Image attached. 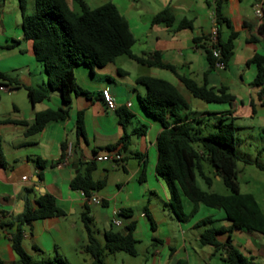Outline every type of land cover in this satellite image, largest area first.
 Returning a JSON list of instances; mask_svg holds the SVG:
<instances>
[{"label": "crops", "instance_id": "0c3cea01", "mask_svg": "<svg viewBox=\"0 0 264 264\" xmlns=\"http://www.w3.org/2000/svg\"><path fill=\"white\" fill-rule=\"evenodd\" d=\"M220 1L225 19L218 27L221 42L228 41L232 32L235 37L226 67L211 69L204 46L211 29L217 27L215 0H85L90 8L106 3L115 6L127 21L135 39L131 48L133 55L145 57L157 53L162 62L175 68L178 75L193 80L198 86L205 85L214 90L224 87L226 93L233 97L230 104L199 101L170 70L141 65L127 57L128 61H119L120 56L103 68L93 67L92 72L83 66L75 68L76 84L87 96L72 95L65 120L50 121L39 132L30 134L27 130L36 113L64 109V105L59 92L48 86L44 66L36 61L31 44L23 40L18 0H1L0 73L14 81L8 85L0 79V86L6 88L0 91V150L3 163L0 164L1 264H15L17 260L11 243V236L18 226L14 218L23 213L26 201L30 208L36 209L37 200L44 194L53 198L63 214L35 220L21 227V246L34 261H50L55 256L67 261L70 255L84 253L82 249L87 235L81 215L86 208L92 232L96 225L102 226V232L97 228L95 232L101 235L104 243L106 233L123 229L134 222L132 209L137 207L139 217L150 222V241L154 248L150 263L176 264L183 260L188 264L185 240L177 246L167 237V244H164L153 235L157 230L152 220L154 209L161 211L163 217L167 213L175 225L181 221L170 205L167 180L155 170L157 136L161 128L143 114L137 97H144L145 89L137 85L135 79L149 76L174 86L190 107L189 111L180 115L191 122L195 131L210 132L219 119L232 120L237 131L264 126L261 87L253 85L256 68L247 64L255 54L264 56V20L259 22L255 17L252 0ZM28 2L30 6L27 8ZM66 2L74 12L80 11L73 0ZM32 10L33 0H26V14H31ZM164 10L171 12L173 23L152 24V18ZM182 20L190 21L191 28L178 29ZM28 88L45 92L47 98L32 104L27 97ZM102 89L110 92L115 110L106 108L100 95ZM120 108L132 114L125 129L120 126L115 113ZM80 112L83 115V136H79L75 128ZM143 126L145 130L134 134V130ZM124 133L128 135V140L122 148L118 142ZM68 146L71 156L69 164L64 165ZM112 146L122 154L123 160L118 165L95 162L92 178L104 180L105 184L93 194L102 203L87 205L80 192L70 187V182L75 175L83 172L86 163L93 161L95 154H104ZM74 165L76 168H73ZM143 182L146 184L141 186ZM211 186L206 191L211 192ZM183 200L188 202L181 197V203ZM187 208L190 210L192 207L187 205ZM121 210L129 212L130 217L126 218L132 219L123 222L122 216L117 215ZM112 219H118L121 227H113ZM214 221V225L221 222L215 226L226 224L223 217ZM218 239L222 241L224 236Z\"/></svg>", "mask_w": 264, "mask_h": 264}, {"label": "trees", "instance_id": "16d2710c", "mask_svg": "<svg viewBox=\"0 0 264 264\" xmlns=\"http://www.w3.org/2000/svg\"><path fill=\"white\" fill-rule=\"evenodd\" d=\"M73 1L80 8L78 13L70 8L66 0H33L32 13L26 14V0H18L23 40L31 44L36 61L44 66L48 86L59 92L64 105V109L36 113L27 133L39 132L50 121L65 120L71 96L77 94L87 96V93L76 84L75 68L83 66L92 72L93 67L103 68L120 56H126L141 65L170 70L194 98L203 102L230 104L233 100L224 87L214 90L205 85L198 86L193 80L178 75L175 68L162 62L157 53L145 57L133 55L131 48L135 39L127 21L113 4L106 3L90 8L85 0ZM214 13L218 32L217 44L211 46L207 40V45L204 46L211 69L215 68L216 62L212 55V48L220 51V62L224 68L231 57L232 39L235 37V33L232 32L228 41L221 42L218 27L225 21L222 14V1L215 0ZM151 23L171 25L173 16L169 10H164L156 14ZM226 24H228L227 21ZM191 26L190 21L182 20L178 29L191 28ZM262 30L264 31V24ZM15 44H18V41H15ZM247 64H253L256 68L253 85L261 87V104L264 107V56L255 54ZM118 72L122 73L121 70ZM0 79L8 85L14 82L1 73ZM135 83L145 89L144 97H137L143 114L161 128L157 136L158 155L155 170L169 184L170 205L177 218L185 221L188 217L183 212L181 197L191 204L190 215L194 214L199 206L220 211L223 220L226 221L225 225L215 226V221L209 217L195 225V227H205L198 238L199 245L211 246L213 252H219L226 264H259L253 261L252 256L242 253L231 240V235L236 230L264 235L263 213L251 194L240 193L237 183L236 165L240 158L236 153L237 127L234 122L219 119L212 131L202 134L200 131H195L191 122L180 115L189 111L190 107L174 86L165 80L149 76L137 77ZM26 92L32 104L47 98L46 93L38 89L28 88ZM115 113L120 126L125 129L131 121L132 114L124 108L117 109ZM82 117V113H78L75 122L76 133L79 136L84 135ZM143 129L145 130L146 127L134 130V134H138ZM127 140L128 135L124 133L118 143L124 148ZM114 149L115 146H112L108 148V151ZM205 163L211 167L213 177H218L229 190L228 195L208 192L197 185V177L207 187L212 185V178L204 171ZM0 164L3 165L1 150ZM256 166L264 170V166ZM95 169L94 161L86 163L83 172L73 177L70 187L86 195L98 191L105 182L93 180L92 173ZM142 175L143 172L140 179ZM127 213L129 212L121 210L118 216L130 217ZM62 214L53 198L47 194L39 197L36 209L30 208L28 202H25L23 213L14 218L18 226L11 236L12 250L17 258L15 264H68L61 256H55L53 261H34L21 246L23 224ZM87 214L86 208L81 215L87 235V241L82 250L91 257V264H104L105 253L125 252L130 256H136L137 241L132 237L134 222L126 225L125 235L120 233L121 229L106 233L104 243L101 245L93 236ZM222 235L224 240L220 241L218 237ZM176 264H187V262L179 260Z\"/></svg>", "mask_w": 264, "mask_h": 264}, {"label": "rangeland", "instance_id": "374dc122", "mask_svg": "<svg viewBox=\"0 0 264 264\" xmlns=\"http://www.w3.org/2000/svg\"><path fill=\"white\" fill-rule=\"evenodd\" d=\"M91 4L92 3L89 2V5L93 6ZM73 5L77 8L76 4ZM29 6L30 3L28 2L27 8ZM120 59L119 61H128L126 56H121ZM138 87L140 88V86ZM207 132L208 131H203L202 134H206ZM236 137V153L240 158L236 165V173L240 193L251 194L264 215V170L256 166H264V126L238 130L236 131ZM103 163L106 165L109 164L106 162ZM204 171L212 178V186L209 189L211 192L219 195H228L230 193L220 179L213 178L212 169L206 163L204 164ZM196 183L201 189L205 191L208 190L207 186L198 177L196 178ZM145 184L146 182H143L140 185L144 186ZM181 205L183 212L188 215V217H186L185 221H181L180 224L176 225L170 221L167 213L163 214V217L161 211L157 212V210L154 209L152 220L157 227L156 233L153 234L155 238H159L164 244H167L166 239L170 237L171 243L177 246L184 243L185 240V251L186 254H188V264H226L219 252L214 253L211 246L202 247L199 245L198 238L205 227H194L198 222L207 217L212 220H219L223 217L222 213L218 210L199 206L197 211L190 215L191 209L189 210L187 205L190 207L191 204L183 200ZM132 210L134 213L132 218H134L133 220L135 223V230L132 231V235L133 238L137 240L135 247L137 254L136 256H130L125 252H117L114 254L105 253V264H151L150 254L154 248L151 246L153 242L150 241V235L152 234L150 222L147 219L139 217V208L134 207ZM132 218L127 219L126 217H121V220L127 222ZM218 223L221 222H217L216 224ZM95 228H97L99 232H102L101 225L98 224ZM95 228L93 232L94 236L100 243H103L101 235L95 232ZM231 240L232 244L242 253L246 256H252L254 262L264 264V235L247 232L246 230H236L233 231ZM157 248L160 249V246ZM50 261H53V259ZM67 261L69 264H90L91 257L86 253L81 255L75 254L70 255Z\"/></svg>", "mask_w": 264, "mask_h": 264}, {"label": "built area", "instance_id": "2783aa9c", "mask_svg": "<svg viewBox=\"0 0 264 264\" xmlns=\"http://www.w3.org/2000/svg\"><path fill=\"white\" fill-rule=\"evenodd\" d=\"M251 8H252V11L255 17L258 19V21L262 22L264 20V0H252ZM217 39H218L217 27H213L209 34L208 42L211 46H216ZM211 51H212L213 57L216 59V62L214 65L215 68L222 69L223 64L220 62V59H221L220 51L217 48H212ZM5 89L6 88L4 86H0V91H3ZM100 95H101L102 101L105 104L106 108L108 110H115L116 105L108 89H102L100 92ZM70 156H71V148L70 146H68L64 154V159H63L64 165L69 164ZM122 160H123V156L117 150H111L104 154H95L93 157L94 162H107L113 165H118L119 163L122 162ZM23 179L25 180L26 178L24 177ZM79 192L82 197V200L87 205H101L102 201L93 193L86 195L82 191H79ZM119 213L120 212H118L117 215H119ZM111 225L115 228L121 227V223L118 219H112Z\"/></svg>", "mask_w": 264, "mask_h": 264}, {"label": "water", "instance_id": "95a60500", "mask_svg": "<svg viewBox=\"0 0 264 264\" xmlns=\"http://www.w3.org/2000/svg\"><path fill=\"white\" fill-rule=\"evenodd\" d=\"M73 168H76V165H74ZM126 232H127V229H126V228H123V229H121V231H120V233H121L122 235H125Z\"/></svg>", "mask_w": 264, "mask_h": 264}]
</instances>
